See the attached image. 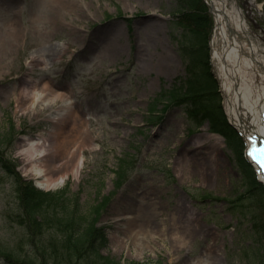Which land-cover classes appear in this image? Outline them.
Returning <instances> with one entry per match:
<instances>
[{
  "label": "rangeland",
  "instance_id": "obj_1",
  "mask_svg": "<svg viewBox=\"0 0 264 264\" xmlns=\"http://www.w3.org/2000/svg\"><path fill=\"white\" fill-rule=\"evenodd\" d=\"M63 1L72 8L62 10L57 0H14L7 9L0 1L2 156L9 157L23 182L36 184L24 170L19 143L47 137L54 117L66 114L60 101L31 106L30 99L21 103L18 96L38 92L41 81L53 90L63 87L89 119L93 142L81 150L76 176L45 189L59 196L66 191L64 203L38 200L51 205L57 222L65 215L89 216L107 198L95 221L104 243L94 242L98 255L122 264H190L207 250L209 264H264L255 253L262 244L255 222L264 218L254 193L264 186L222 108L211 45L185 43L194 28L191 15L199 14L204 21L200 35L211 40L212 15L205 5L201 0ZM256 3L259 13L255 6L248 11L241 0H227V8L240 10L248 38L264 50V0ZM189 71L216 82L220 108L212 115L199 116L191 106L195 102L164 106L166 91L181 86ZM17 201L16 177L0 166V252H8L0 264H28L20 255L29 253L24 250L36 237L57 245V233L64 231L48 223L28 238ZM128 210L130 218L124 219L122 212ZM140 245L138 255L134 249ZM88 260L98 264L93 255Z\"/></svg>",
  "mask_w": 264,
  "mask_h": 264
},
{
  "label": "bare ground",
  "instance_id": "obj_2",
  "mask_svg": "<svg viewBox=\"0 0 264 264\" xmlns=\"http://www.w3.org/2000/svg\"><path fill=\"white\" fill-rule=\"evenodd\" d=\"M207 2L214 17L211 57L216 68L215 75L219 81L224 111L229 123L242 134L248 147L264 145V50L247 39L245 32L248 27L238 8L228 9L227 0ZM248 2L249 6L254 4L260 12L261 5L256 0ZM57 3L62 10L72 8L63 0H57ZM226 25L234 29L242 40L237 36L229 39ZM39 85V91L30 96L20 92V102L30 99V105L35 106L39 103L51 104L60 101L66 115L59 114L54 117V125L47 137L22 139L18 153L22 156L24 170L37 178L36 185L41 189H48L58 187L66 178L79 173L82 164L81 150L90 145L93 138L88 129V118L84 114L80 115L73 105L75 103L70 92L48 88V81ZM259 177L264 182L261 173ZM122 214L124 219L130 218V210L123 211ZM188 215L192 217V214ZM178 237L183 238L184 234ZM138 248L134 250L141 255V245ZM203 252L190 264H209V252Z\"/></svg>",
  "mask_w": 264,
  "mask_h": 264
},
{
  "label": "trees",
  "instance_id": "obj_3",
  "mask_svg": "<svg viewBox=\"0 0 264 264\" xmlns=\"http://www.w3.org/2000/svg\"><path fill=\"white\" fill-rule=\"evenodd\" d=\"M191 1H193V3L197 2V0ZM183 3H186V0H181V4ZM185 15L186 14H183L182 16ZM191 20L194 23V28L190 29L192 34L188 32V42L185 43H194V48H203V46L206 48L207 35H205V37L201 36V32L198 30L201 28L203 19L200 18L199 14L198 16L191 15ZM174 89L177 91L173 92ZM215 91V82L210 75L207 74V77L204 76L203 79H199L196 72L189 71L186 79L181 82V86L173 87L171 90L166 91L165 97L168 98L166 99L169 101L168 103L178 106L181 104L180 102L184 101L195 102L192 103L191 106L193 111H198L199 116L212 115V113H215L214 108H219L215 105ZM205 104H207V106H205ZM187 110L188 112L191 111V109ZM213 127L215 126L213 125ZM223 134L225 136L228 135V133H226L227 135L225 133ZM251 190L253 189L251 188ZM17 191L18 201L26 215V220H24L23 223L24 225L21 224L28 238H32L35 235L34 229H36V231H44L48 223L51 224L50 226L56 225L57 228L54 227L55 230L58 229L59 225L64 229L62 234L58 235L57 233V245L53 244V242L47 244L42 241L43 239L41 240L40 237L38 238L35 236L36 241H34V243L36 245H34V243L29 244L30 248L24 250L29 253L26 252L24 255H20V257H22V262L28 264H62L80 260L79 262L82 264H91L89 260L87 261V258L93 255L98 264H120L108 257L98 255L96 253L98 249L93 245L94 242L100 244L103 241L101 231L94 226L96 220L95 215L99 214L100 207L102 206L101 203L90 211L89 216L76 218L73 217V215H65L66 217H59L57 222V218H54L50 213L51 205H41L38 200H40V202L42 199L46 202H52L54 200H56V202L63 201L61 202L63 204L66 200L64 192H61V196L56 193L43 194L36 190L30 183H19L17 185ZM263 197L264 194L261 192V199H263ZM261 199L258 202L257 208L261 213L260 218H264V200ZM44 200L43 202H45ZM35 215L38 218H36ZM255 223L258 226V234L262 237L260 241L262 244L259 245L255 253L256 256L259 255L261 258H264V223ZM58 232L61 231L58 229ZM36 235L38 236V234ZM6 254H8L6 250L1 251L0 257L2 256L3 259H8L7 256H5ZM262 263L264 262L262 261Z\"/></svg>",
  "mask_w": 264,
  "mask_h": 264
},
{
  "label": "snow or ice",
  "instance_id": "obj_4",
  "mask_svg": "<svg viewBox=\"0 0 264 264\" xmlns=\"http://www.w3.org/2000/svg\"><path fill=\"white\" fill-rule=\"evenodd\" d=\"M252 153L250 152V155H251ZM255 158V157H254ZM260 163H261V170L262 171H264V161H260Z\"/></svg>",
  "mask_w": 264,
  "mask_h": 264
},
{
  "label": "water",
  "instance_id": "obj_5",
  "mask_svg": "<svg viewBox=\"0 0 264 264\" xmlns=\"http://www.w3.org/2000/svg\"><path fill=\"white\" fill-rule=\"evenodd\" d=\"M245 1V0H244Z\"/></svg>",
  "mask_w": 264,
  "mask_h": 264
}]
</instances>
